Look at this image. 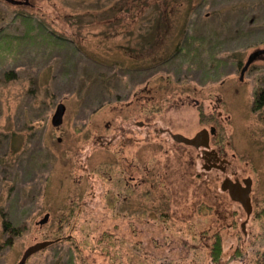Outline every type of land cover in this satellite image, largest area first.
<instances>
[{
	"label": "rangeland",
	"instance_id": "374dc122",
	"mask_svg": "<svg viewBox=\"0 0 264 264\" xmlns=\"http://www.w3.org/2000/svg\"><path fill=\"white\" fill-rule=\"evenodd\" d=\"M160 12L170 19L156 42L140 43ZM260 48L264 0H0V264L58 238L24 264H161L175 253L164 239L176 238L180 217L210 220L204 201L215 221L238 218L223 235L229 264L264 260V215L243 237L223 179L190 164L191 148L161 133L218 123L231 169L253 178L261 210L264 106L253 103L264 91V55L240 78ZM149 212L169 218L148 225ZM200 254L205 264L209 251Z\"/></svg>",
	"mask_w": 264,
	"mask_h": 264
},
{
	"label": "flooded vegetation",
	"instance_id": "af4514ba",
	"mask_svg": "<svg viewBox=\"0 0 264 264\" xmlns=\"http://www.w3.org/2000/svg\"><path fill=\"white\" fill-rule=\"evenodd\" d=\"M262 55H264V53L261 54L260 56ZM147 86L148 85L145 84V87ZM143 91L145 92V94L141 96L143 100L142 102H144V106L149 107L150 109L151 98H150V94L148 91V87L146 89L144 88ZM136 94L138 93H135V97H136ZM178 96L180 95L178 94ZM180 99H181V96H180ZM216 99H217V104H216L217 107L215 108H218L223 98L218 97ZM132 102L133 101L128 102V105L130 106ZM195 102L196 104H199L197 99H195ZM218 115L220 118H222V112L220 110L218 111ZM52 122L56 123V117L54 115H53ZM145 123L147 125L146 128L148 129V132L146 134L149 139L150 137L149 133L151 132L150 120H148V122L145 121ZM137 124L143 125V123L141 122H138ZM213 126L216 129H214L215 132H210V139L208 140V145L201 144L199 146H196L192 144H186L184 142L183 143L179 142L175 139L174 135L176 133H182V132H178V131L172 132L170 128L161 127V133H167L168 135H170V137L175 141V143L185 144L188 147H190L191 148L190 164H192L193 166L194 165L197 166L199 164L200 168H202L201 170H203L202 172L209 173L212 171H216V173L219 174V177L223 179L222 182L226 179H230L233 181H239L242 184V186H245L246 183L243 181H244V178L246 177L240 176L238 172L232 171L231 169L232 160L230 159V156L228 155V152L226 151L227 148L226 146H224V143L220 141L219 136H217L218 131H219L217 130L219 128L218 123L211 121L209 127L205 125V126H202L201 128L211 129V127ZM201 128L198 130H201ZM198 130H196L195 133L193 134H185V135L189 137H193L198 132ZM133 176L134 175L132 176L130 175L128 177L134 178ZM251 181H252L251 191H253V178ZM222 182H220L221 183L220 190L226 193L229 196L231 202L235 203L242 211L241 213L242 215L240 216V226L238 230L239 232H241V235H243V237H246L250 231V229L248 228L250 226L249 223L254 217H261L262 215H264V207H262L261 210L255 211L254 198L252 197V192L250 191L249 207L251 211L250 213H248L245 205L241 203L240 200L238 201L237 199H234L231 196V194L229 193L230 192L229 189L227 190V189L222 188ZM125 196L127 197L128 195H125ZM205 203L206 201L200 204V207H202V209H204V212H205L204 214H202L203 218H207V220H209L210 218L209 221L201 220V222L199 223L197 221V218L180 217L179 219L180 226H178L179 228L176 230V233L178 234L176 235V238H173L171 240L164 239L165 243L169 241L170 243L174 242V247L172 249L175 251V253L170 255L171 258L166 259L168 260V264H198L197 263L198 258L203 259L202 258L203 255L201 254L199 255V252L203 253L205 251H209L208 257L207 255L205 257L206 258L204 261L205 264H229V259H227L225 257L226 255H224L225 248L223 246L224 245L223 235L226 233L225 230H230L231 228H235L234 230H236V227H237L236 220H238V218L231 222H227L226 219L222 218L221 215L218 214L216 221H215V216L209 215L211 214L209 212L206 213L207 204ZM208 207L210 206L208 205ZM253 212L255 213L254 216H253L254 214ZM167 214H168L167 212H160V213L159 212L158 213L149 212L146 215L148 225L151 224L150 223L151 219H157L158 223H165V220L169 218L168 217L169 215ZM198 225H200L201 227H199ZM263 229H264V222H263ZM169 230L171 229L168 227L165 228V231H169ZM158 238L159 237H155L154 239H152L153 245L156 247L159 245L158 242L160 241V239ZM57 240H60V238H58ZM236 246L237 247H235V251H238V253L241 254L242 245L239 244ZM166 260H164V263H161V264H167ZM255 264H264V260H258L255 262Z\"/></svg>",
	"mask_w": 264,
	"mask_h": 264
},
{
	"label": "water",
	"instance_id": "95a60500",
	"mask_svg": "<svg viewBox=\"0 0 264 264\" xmlns=\"http://www.w3.org/2000/svg\"><path fill=\"white\" fill-rule=\"evenodd\" d=\"M10 3L13 4H27L29 0H6ZM264 53V48H260L257 50H254L253 52H251L250 54H248V58L245 62V64H243V67L241 69V74H240V78L243 79V75L245 74L246 70L249 68V66L252 64V62L254 60H256L261 54ZM63 107V104L61 105ZM60 112L58 114V116H60V114L63 115L64 113V109H60ZM56 118H58L56 116ZM62 120L61 118H58V120H56V123H60ZM216 129L214 126L211 127V129L208 128H203L201 130H198V132L193 136V137H189L185 134L182 133H176L174 135L175 139L179 142H184L186 144H192V145H196L199 146L201 144H205L208 145V140L210 139V132H215ZM252 178L251 177H246L244 178V181L246 183L245 186H242V184L239 181H233L230 179H226L222 182V188L223 189H229V193L231 194V196L234 199H237L238 201L240 200L241 203H243L248 211V213H250L251 209L249 207V201H250V191H251V184H252ZM49 218V214H46L44 216V218L40 221V222H45L47 221ZM39 222V223H40ZM57 239H47V240H43V241H38L34 244H31L29 247L26 248V250L24 251L23 255H21V259L16 263V264H24L26 262V260L30 257V255L36 253L37 251L45 248L46 246L50 245L51 243H54Z\"/></svg>",
	"mask_w": 264,
	"mask_h": 264
},
{
	"label": "trees",
	"instance_id": "16d2710c",
	"mask_svg": "<svg viewBox=\"0 0 264 264\" xmlns=\"http://www.w3.org/2000/svg\"><path fill=\"white\" fill-rule=\"evenodd\" d=\"M162 14V12H160V15H154L152 19V21L150 20V24L148 25V27H146V31L144 33L141 32V35H140V43L142 42V44H145L147 43L149 45V43L152 45L154 44V42H156V38L159 37V34H160V31L163 29V22L161 21H165V24H166V21L170 19V17H164L166 13H163V19H161L162 17H160ZM167 19V20H166ZM187 26V24L185 25ZM185 26H183V30L185 28ZM167 27V26H166ZM145 28V27H142V29ZM186 31V30H185ZM186 33V32H185ZM190 34H186L185 36H189ZM184 37V40H186ZM191 37H196L194 34L193 35H190ZM262 106H264V91L263 92H257L256 91V96H255V100H254V103H253V108L255 110H258V109H261ZM12 221L8 220V219H5L4 220V225H5V228L6 230H10L14 235V234H17L18 231L15 227H13L12 225ZM20 233V232H19ZM6 244H10L9 242H7Z\"/></svg>",
	"mask_w": 264,
	"mask_h": 264
}]
</instances>
